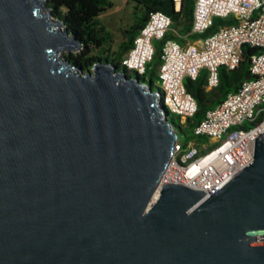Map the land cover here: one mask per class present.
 Instances as JSON below:
<instances>
[{"label": "water", "instance_id": "water-1", "mask_svg": "<svg viewBox=\"0 0 264 264\" xmlns=\"http://www.w3.org/2000/svg\"><path fill=\"white\" fill-rule=\"evenodd\" d=\"M46 4L0 0V264H264V133L209 198L153 199L178 139L159 92L62 57Z\"/></svg>", "mask_w": 264, "mask_h": 264}, {"label": "built area", "instance_id": "built-area-1", "mask_svg": "<svg viewBox=\"0 0 264 264\" xmlns=\"http://www.w3.org/2000/svg\"><path fill=\"white\" fill-rule=\"evenodd\" d=\"M172 2L178 12L181 0ZM216 18H232L235 23L219 27L197 43L181 45L166 39L172 30L171 19L161 12L150 13L120 60L129 73L145 78L154 58V44L163 42L157 91L168 117L178 118L177 125L184 130L197 111L184 81L195 82L205 71L204 89L214 91L219 87L220 69L233 72L239 67L243 46L258 51L250 58L251 78L207 111L193 130L194 139H206L212 146L203 140L182 144L177 139L153 199L168 184L186 186L209 198L252 162L254 141L264 133V0H195L191 35L203 36Z\"/></svg>", "mask_w": 264, "mask_h": 264}, {"label": "trees", "instance_id": "trees-1", "mask_svg": "<svg viewBox=\"0 0 264 264\" xmlns=\"http://www.w3.org/2000/svg\"><path fill=\"white\" fill-rule=\"evenodd\" d=\"M136 4L141 7V15L137 17L133 24L123 32L124 42H122L113 57V59L90 57L92 50H101L106 44L110 43V35L104 31L98 22V17L107 9L112 7L109 0H47L46 7L51 16L63 23L65 30L70 36H73L80 43V52L78 54H69L65 58L73 65L80 67L83 72L91 69L98 62L112 63L118 72H124L129 76V72L120 66V60L130 50L134 38L140 29L146 23L148 16L153 12H161L171 19L172 28L182 27L181 33H189L192 24V12L195 0H181L179 11H175V5L172 0H135ZM235 21L232 18L222 20L214 19L213 24L203 36H192L193 41L201 37H208L217 31L219 27L233 25ZM166 39H171L167 36ZM161 42H155V54L152 63L147 67L146 75H149V81L153 90V79L157 80L156 72L161 63ZM258 51L247 45L242 47L239 67L233 72L225 69L219 70V87L211 92L205 93V76L200 74L199 78L192 82L189 79L184 81L186 91L193 97L197 104L196 114L186 122L187 134L193 136L194 128L204 119L207 111L218 105L222 99L229 93L236 92L239 85L251 78L248 68L250 58L257 54ZM141 82L146 84L144 77H138ZM173 125L178 124L176 117L169 119ZM207 141L199 139L197 143Z\"/></svg>", "mask_w": 264, "mask_h": 264}, {"label": "rangeland", "instance_id": "rangeland-1", "mask_svg": "<svg viewBox=\"0 0 264 264\" xmlns=\"http://www.w3.org/2000/svg\"><path fill=\"white\" fill-rule=\"evenodd\" d=\"M112 4L110 9H107L98 17V22L100 26L104 29L106 33L110 35V43L106 44L101 50H92L90 57H101L113 59L118 46L124 42L123 32L127 30L134 22V20L141 15V7L138 6L135 0H109ZM48 13V10H45ZM44 11V12H45ZM45 12V13H46ZM46 13V14H47ZM81 50L75 53L78 54ZM69 54L64 53L62 57L68 56ZM92 69H89L91 72ZM129 77H134V73L130 72ZM146 83L149 82V75L145 76ZM154 87H158V80L153 79L152 82ZM172 116H169L171 119ZM175 132L178 136V141L182 144H186L192 141H198L199 139H194L191 134H187V131H183L178 125H175ZM207 146H212L210 141H204Z\"/></svg>", "mask_w": 264, "mask_h": 264}, {"label": "crops", "instance_id": "crops-1", "mask_svg": "<svg viewBox=\"0 0 264 264\" xmlns=\"http://www.w3.org/2000/svg\"><path fill=\"white\" fill-rule=\"evenodd\" d=\"M182 27L179 28H172L169 36H171V39H173L174 41H176L177 43L181 44V45H186L189 43H197V41H193L191 39V37L193 35H191V33H181ZM201 74H204V76L206 75L205 71H202ZM205 93L207 94V91L205 90Z\"/></svg>", "mask_w": 264, "mask_h": 264}]
</instances>
